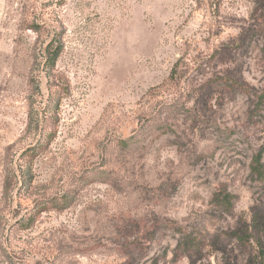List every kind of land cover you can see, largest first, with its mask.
<instances>
[{"label": "rangeland", "instance_id": "374dc122", "mask_svg": "<svg viewBox=\"0 0 264 264\" xmlns=\"http://www.w3.org/2000/svg\"><path fill=\"white\" fill-rule=\"evenodd\" d=\"M258 154L264 0H0V264H253Z\"/></svg>", "mask_w": 264, "mask_h": 264}, {"label": "trees", "instance_id": "16d2710c", "mask_svg": "<svg viewBox=\"0 0 264 264\" xmlns=\"http://www.w3.org/2000/svg\"><path fill=\"white\" fill-rule=\"evenodd\" d=\"M32 29H34L32 27ZM62 52V46L57 45L54 49L48 47L46 49V65L50 68H53L57 59L59 58ZM31 122V120H30ZM48 141L45 143L47 145ZM43 145H39L37 147H33L31 149V153L36 155L38 150L41 149ZM261 154H258L253 159V163L251 166V172L255 176L256 180L264 181V170L262 165L260 164ZM233 197L226 192L217 193L214 197V202L218 207H220L227 214L231 213L233 204ZM51 206H56V203H52ZM50 207H44V210H47ZM53 208V207H52ZM61 208V207H59ZM41 212V211H40ZM177 234H179V238L174 249L173 256L177 257H185L187 259L191 258V254L194 251H201L202 247V239L199 238L194 233H186L183 229H174ZM233 239L238 243V245L245 247L250 244V242L255 241L257 246V254L256 256L249 258V260H253V264H264V216L260 218H256L255 216L252 218L250 224L242 223L241 227L232 232ZM226 250L224 249V252Z\"/></svg>", "mask_w": 264, "mask_h": 264}]
</instances>
